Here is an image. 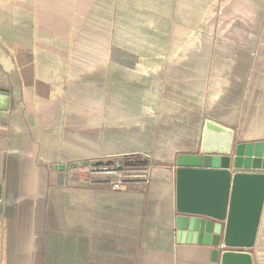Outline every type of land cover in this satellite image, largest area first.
<instances>
[{"label":"crops","instance_id":"0c3cea01","mask_svg":"<svg viewBox=\"0 0 264 264\" xmlns=\"http://www.w3.org/2000/svg\"><path fill=\"white\" fill-rule=\"evenodd\" d=\"M15 4L16 37L0 30V94L9 100L0 111V264H219L210 246L190 243L177 228L175 156L197 152L206 118L232 128L236 144L264 142V0ZM76 10L79 35H112L108 48L96 50H113V59L69 57ZM37 40L45 42L39 51ZM95 78L106 91L96 112L102 120L109 95L117 100L113 112L129 115L101 128L115 145L106 142L102 152L73 129L77 85H89L84 100L93 102ZM93 110L89 103L80 117L92 132ZM127 129L136 131L133 144L107 133ZM96 152L148 154L164 165L149 183L120 189L89 187L66 172ZM251 253L264 264V240Z\"/></svg>","mask_w":264,"mask_h":264},{"label":"water","instance_id":"95a60500","mask_svg":"<svg viewBox=\"0 0 264 264\" xmlns=\"http://www.w3.org/2000/svg\"><path fill=\"white\" fill-rule=\"evenodd\" d=\"M9 100L0 94V111ZM197 152L175 156L178 230L212 248L219 264H255L264 209V142H234L232 128L205 119ZM1 194V183H0ZM1 198V196H0Z\"/></svg>","mask_w":264,"mask_h":264},{"label":"rangeland","instance_id":"374dc122","mask_svg":"<svg viewBox=\"0 0 264 264\" xmlns=\"http://www.w3.org/2000/svg\"><path fill=\"white\" fill-rule=\"evenodd\" d=\"M22 2L24 4V1L27 0H0V30L1 28L6 31L8 37H10V39L15 38V28H16V20L15 18L18 15V12H20V10L17 9L15 2ZM25 6V4H24ZM105 5H99V8H103ZM26 9L27 8H23V13L25 15L26 13ZM100 16H104L102 13H99ZM76 19L78 17L77 15V10L75 13ZM105 18V17H104ZM104 23H105V27H109L108 23H110V19H104ZM5 26H2V25ZM110 30V29H108ZM73 37H72V47H71V53L69 54V57L73 60H82V59H87L90 62L92 61H96L98 60V58H106L108 59H113L114 58V51L113 50H106L105 53H100L98 50H96V46L97 44L102 45V43H105L106 48H108L109 43L112 42V35L111 34H107L106 36H102L99 37L100 39L97 40L98 37H92L90 36L89 38L83 37L81 35H79V20L77 19L75 21V29H73ZM1 38V37H0ZM53 40H50L51 46H56L57 48L60 47L58 44H54L52 42ZM45 45V42L42 43V41L37 40V45L35 46V50L39 51L41 46ZM82 45V46H81ZM88 45V48L90 50L89 53H85L82 56L81 53V49H85V47ZM62 46V45H61ZM11 52V51H10ZM40 53V52H39ZM12 54V52H11ZM106 56V57H105ZM11 64L13 65H17V57H12L11 59ZM2 79V75L0 74V85H3L1 82ZM109 80H107L108 84H109V89H108V93L109 91H111L113 89V84H114V79L112 78H108ZM92 89H91V96L93 98V102L92 101H85L84 100V96L88 94V88L89 85L88 84H80L77 85V103H76V111L78 114V117L76 119V124L77 126L73 127V129L75 130V133L77 135V137L79 138V141L83 142L86 141L87 139H93L94 140V146H96V150L98 152H102L105 148L104 144H108V146L115 147V145L113 144L112 146V142L113 140L110 139V141H106L104 135H106V132H104L103 130H101V128L105 127L110 128L115 126V121L118 120V118L120 119H124V117L126 116L129 117V115H120L118 116L117 114H115L113 111L117 110V100L116 98H112L109 95V99H105L109 104H110V108H109V115L105 116L104 120H102V114H98L96 112H101V97H106V91L103 89V93H102V84L99 82L98 78H95L94 81H92ZM113 83V84H112ZM110 84H112V86H110ZM65 89H68V87H63ZM86 89V92L85 91ZM89 103H92L93 106V120H94V132H92L89 127L85 126V118H80L84 116V110L87 106L88 110H89ZM89 119V118H88ZM127 125V124H126ZM118 126V124H117ZM120 134L123 136H127V143H134L136 141V131L127 129L126 131H121V130H111L110 134ZM145 138V137H144ZM148 138V137H147ZM161 138V137H159ZM163 138H165V136H163ZM140 142V140H139ZM90 143V142H89ZM142 143H144V145L147 143L146 138L142 140ZM146 155V156H145ZM148 154H144L142 156H135V155H110V156H104V155H100L99 153L96 152V155L94 158L90 159L89 161H86V163H80L79 166H72L67 168V173L69 172V174H73L75 176L81 177L85 180V183L89 186V187H103L106 188V183L111 182V181H115L117 180L118 177H116L117 175L120 174V176L123 179L124 186H127L128 184H137V183H149L150 179H151V171L153 169H156L158 167H161L164 165L163 161H151V160H147L149 156H147ZM147 158V159H146ZM126 164H148L149 166L146 165V168L148 167L147 172L145 171H138L140 170V168L138 167H128L126 166ZM117 165V166H116ZM108 168V172H110V174L107 176L108 172H104V168L105 167ZM80 168V169H79ZM96 168V171H92L93 169ZM117 169H122L120 171H118ZM124 169V170H123ZM120 172V173H119ZM105 173V174H103ZM148 174L149 177L147 178V181H145L146 179L143 178L142 176L145 174ZM110 189V188H108ZM261 224H260V230L258 232V239L257 241H263V226H264V211H263V215L261 217Z\"/></svg>","mask_w":264,"mask_h":264},{"label":"built area","instance_id":"2783aa9c","mask_svg":"<svg viewBox=\"0 0 264 264\" xmlns=\"http://www.w3.org/2000/svg\"><path fill=\"white\" fill-rule=\"evenodd\" d=\"M117 166V165H116ZM104 168V172H108V168H106V166L105 167H103ZM138 168H140V170H138V171H145V172H147V170H148V167L146 168V166H142V167H138ZM80 169V168H79ZM118 171H120V170H122V169H117ZM124 170V169H123ZM92 171H96V168L95 169H93ZM120 173V172H119ZM103 174H105V173H103ZM110 174V172H108V174H107V176ZM106 175V174H105ZM116 177H118L117 178V180H115V181H111V182H108L107 181V183H106V188H113V189H120V188H123L124 187V181H123V179L124 178H122L121 176H120V174L119 175H117ZM143 178H145L146 180L145 181H147V178L149 177V175L146 173L145 175H143L142 176Z\"/></svg>","mask_w":264,"mask_h":264},{"label":"trees","instance_id":"16d2710c","mask_svg":"<svg viewBox=\"0 0 264 264\" xmlns=\"http://www.w3.org/2000/svg\"><path fill=\"white\" fill-rule=\"evenodd\" d=\"M126 166H128V167H142V166H146V164H141V165H139V164H126Z\"/></svg>","mask_w":264,"mask_h":264}]
</instances>
